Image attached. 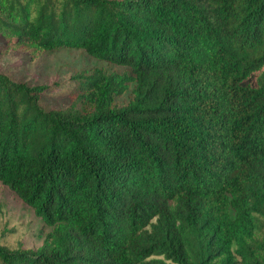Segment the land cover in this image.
Returning a JSON list of instances; mask_svg holds the SVG:
<instances>
[{"label":"trees","instance_id":"trees-1","mask_svg":"<svg viewBox=\"0 0 264 264\" xmlns=\"http://www.w3.org/2000/svg\"><path fill=\"white\" fill-rule=\"evenodd\" d=\"M0 37L128 72L48 112L0 74V184L51 228L0 264H264V0H0Z\"/></svg>","mask_w":264,"mask_h":264},{"label":"rangeland","instance_id":"rangeland-1","mask_svg":"<svg viewBox=\"0 0 264 264\" xmlns=\"http://www.w3.org/2000/svg\"><path fill=\"white\" fill-rule=\"evenodd\" d=\"M97 71L128 74L126 68L98 61L81 50L59 49L33 56L27 50L10 48L0 37V74L30 87L46 86L38 102L46 112L78 109L75 77ZM255 76L245 83L254 85ZM132 87L133 84H129L128 90L114 99L115 107L120 108L129 102ZM257 220L255 240L264 242V216L257 217ZM50 231L51 228L45 226L30 207L0 184V246L8 250L35 251Z\"/></svg>","mask_w":264,"mask_h":264}]
</instances>
